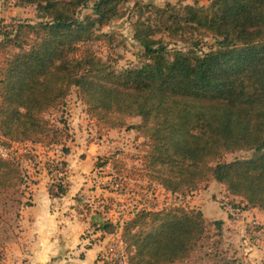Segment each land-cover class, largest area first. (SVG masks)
<instances>
[{
	"label": "trees",
	"instance_id": "1",
	"mask_svg": "<svg viewBox=\"0 0 264 264\" xmlns=\"http://www.w3.org/2000/svg\"><path fill=\"white\" fill-rule=\"evenodd\" d=\"M15 1L35 5L40 19L0 23V147L7 150L0 154V264H7V246L19 238L22 210L31 205L23 160L33 156L12 155L11 148L61 146L62 156L45 165L58 175L50 195H66V114L74 91L100 129L133 130L140 140L132 166L118 155L97 166L110 163L118 175L179 195L217 181L233 205L264 211V0L147 3L160 22H133L143 50L137 64L121 69L101 53L120 43L101 27L121 18L130 0ZM239 150L253 155L225 159ZM111 209H96L91 224L103 234L121 227L129 264L186 263L199 252L214 264L238 262L225 246L224 221L199 208H140L121 226L107 217Z\"/></svg>",
	"mask_w": 264,
	"mask_h": 264
},
{
	"label": "rangeland",
	"instance_id": "2",
	"mask_svg": "<svg viewBox=\"0 0 264 264\" xmlns=\"http://www.w3.org/2000/svg\"><path fill=\"white\" fill-rule=\"evenodd\" d=\"M196 1L199 2V0ZM167 2L179 6L193 3L194 0H130L124 5V15L121 18L112 20L101 27L102 32L114 34L117 37V42H120L115 47V50L107 51L103 48L101 53L105 57H108L109 55L110 58H115L117 60V68L119 69L137 64L143 49L140 42L134 38L133 22L141 16L148 23L157 26L160 22V17L157 16L151 8H145L144 6L145 4L150 3L156 7H162L165 6ZM142 6L143 8L141 9ZM90 11V7L82 8L80 14L83 15ZM39 19L40 17L35 5L20 6L15 0H0V23L1 20L6 24L24 20L38 21ZM160 36L161 33L157 30L155 37L159 38ZM2 38L3 36L0 34V40ZM166 38L168 39V37ZM205 41L210 44L214 42V39L209 36L206 37ZM178 46L182 47L184 44L181 41H178ZM205 49H207V45H205ZM66 117L71 130V139L67 144H70L69 149L72 155L67 166L66 180H70L73 168H80L79 161L82 160L81 157L87 156L88 154H91V159L96 160L95 162L98 163L105 161L109 156H124V165L129 167L133 165L131 154H134V152L138 150L137 145L140 142V140H136L135 131L127 130L125 128L109 129L102 126L100 129L96 125V122L86 114L84 105L75 91L68 99ZM133 120L131 119L130 122H134ZM61 148V146L43 148L38 144L24 142L21 144L14 143L10 153L17 156V154L27 152L29 156H33L32 160H23V165L29 177V182L31 186H33L32 183L38 181V179H33V177L38 176L37 173L43 174L44 170L47 172L45 162L48 159H57L62 156ZM90 149H92V151L87 153ZM252 155L253 151L239 150L227 154L225 159L233 160L236 158L250 157ZM65 158L67 157L65 156ZM92 160L90 163H92ZM70 162L74 165L73 168L70 167ZM92 166V164H88V168L83 171L85 173H82L79 181L82 183L84 182V184L87 183V187H85L87 190L79 193V198L81 199L80 205L82 208H85V218L95 214V211H93L94 209L103 210L106 205H111L112 209L108 212V216L112 218L114 222L120 221L121 226L123 221L130 215L129 211L131 206H127L128 202L134 203L137 201L139 205L152 206L165 204L167 199L170 198L172 205L183 204L195 207H204L205 205L210 216H217V212L221 209L220 207L224 208L228 205H230V207L235 206L231 202L232 197L228 196L220 186H214L211 188L213 193L210 197L206 198L207 200L204 198V192L201 190L189 195L175 194L172 197H168L158 183L149 182L144 179H139L135 181L136 183L125 184L123 190H116L112 183L114 180L122 176L114 171L112 165L107 163L101 167L96 166L92 168ZM57 176L58 175L54 170L53 174L49 177V185L53 180H57ZM125 178L128 180H135L129 177ZM236 203H238V201ZM123 204H126L125 208H122ZM235 207L242 208L239 204ZM234 212L236 213V211ZM255 225H257V223ZM233 230L234 229L231 228L229 229L230 232ZM229 231L226 230L224 242L225 246L229 249V255L232 259L236 255V243H239L240 237H236V235L231 234ZM16 242H18V239L8 244L5 254V263L29 264V259L25 255L26 244L23 241L20 242L19 248L18 245H12ZM105 254L107 255V253ZM101 259L104 260V263L110 261V264H116L105 256L101 257ZM237 260H239V258ZM214 262V260L207 257L205 254L203 255L199 252L186 263L179 264H214ZM236 264H238V262Z\"/></svg>",
	"mask_w": 264,
	"mask_h": 264
},
{
	"label": "crops",
	"instance_id": "3",
	"mask_svg": "<svg viewBox=\"0 0 264 264\" xmlns=\"http://www.w3.org/2000/svg\"><path fill=\"white\" fill-rule=\"evenodd\" d=\"M199 2L206 4L209 0H199ZM67 146L70 148V144ZM91 151L92 149L87 153ZM71 156L70 151L63 156L68 164ZM91 158V154L82 156V160L79 161L80 168H73L74 165L70 162V167L73 168L69 180L71 185L66 195L62 197L50 195L48 189L50 175L45 170L43 174L37 173L38 176L33 177L38 181H34L33 186L30 184L29 187L28 196L31 205L22 210L20 236L18 242L12 244L18 245L19 248L20 242L26 244L25 255L29 259V264H104L101 257L105 256L109 240L114 235L121 236V227L115 233L103 234L96 226H92L91 218L96 213L85 218V208L80 205L79 193L87 190L85 188L87 183L79 181L88 164H92V168L97 166L96 160ZM214 186L222 187L225 192L222 184L211 181L206 188L200 189L204 192L205 199L212 195L211 188ZM162 190L169 193L164 187ZM195 208L201 209L210 219L223 220L225 233L230 228L234 229L229 232L240 237L239 243H236L238 264H264L263 210L257 207H245V204H242V208L228 205L224 208L220 207L217 216H210L205 205ZM107 217L114 221L108 214Z\"/></svg>",
	"mask_w": 264,
	"mask_h": 264
},
{
	"label": "built area",
	"instance_id": "4",
	"mask_svg": "<svg viewBox=\"0 0 264 264\" xmlns=\"http://www.w3.org/2000/svg\"><path fill=\"white\" fill-rule=\"evenodd\" d=\"M0 154L6 155L7 154V150L2 148V147H0ZM135 181H137V180H128V179H126L125 177L122 176V177H119L118 179L114 180L112 185H113V187L116 190H123L124 187H125V184L136 183ZM165 194L168 197H172L173 195H175L172 192H169L168 194L165 193ZM168 205H172L171 198L167 199V202L165 204L152 205V206H146V205H142V204L139 205L137 203V201H135L134 203H131V202L127 203V206H131V209L129 211V214H130L129 217L131 215H133L134 212L136 210L140 209V208H155V209H158V208H162V207L168 206ZM125 207H126V204H123L122 208H125ZM105 253H107V255L105 254V257L109 258L111 261H113L116 264H129V257H128V253H127V250H126V245H125V243H124V241H123L121 236L115 237V235H114L109 240L108 245L106 247Z\"/></svg>",
	"mask_w": 264,
	"mask_h": 264
}]
</instances>
